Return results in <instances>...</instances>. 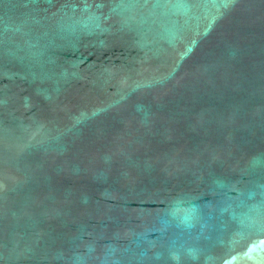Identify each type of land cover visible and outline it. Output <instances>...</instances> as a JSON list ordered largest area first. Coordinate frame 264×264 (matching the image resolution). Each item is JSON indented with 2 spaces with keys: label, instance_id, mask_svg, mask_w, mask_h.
Returning <instances> with one entry per match:
<instances>
[{
  "label": "water",
  "instance_id": "1",
  "mask_svg": "<svg viewBox=\"0 0 264 264\" xmlns=\"http://www.w3.org/2000/svg\"><path fill=\"white\" fill-rule=\"evenodd\" d=\"M0 264H264V0H0Z\"/></svg>",
  "mask_w": 264,
  "mask_h": 264
}]
</instances>
